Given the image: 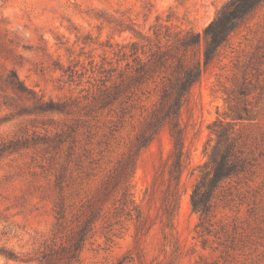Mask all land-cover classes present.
Returning a JSON list of instances; mask_svg holds the SVG:
<instances>
[{
	"label": "rangeland",
	"instance_id": "obj_1",
	"mask_svg": "<svg viewBox=\"0 0 264 264\" xmlns=\"http://www.w3.org/2000/svg\"><path fill=\"white\" fill-rule=\"evenodd\" d=\"M228 1L0 0V144L22 132L43 133L49 119L60 118L13 115L14 105L32 101L8 82L12 74L45 99L83 100L100 68L116 64L118 46L138 40L128 31L120 33L116 20L134 23L147 36L165 25L171 31L202 33ZM70 71L76 73L69 77ZM150 96L148 107L157 98L153 91ZM10 99H15L11 105ZM231 108L250 111L251 120L236 122ZM106 114L90 122L91 134L99 133L93 142L102 152V170L129 150L139 130L136 118L108 135ZM219 119L241 130L250 165L214 194L212 233L203 248L194 232L198 215L190 194L214 145L212 126ZM179 121L184 155L174 228L165 226L162 208L167 193L173 209L175 187L174 180L168 187L173 145L164 128L139 154L133 174V199L154 225L136 236L135 224L123 221L114 226L118 238L113 243L98 232L85 245L82 264H264V5L230 35L191 88ZM100 140L104 143L98 146ZM46 165L47 154L37 147L0 155V264H39L35 258L54 222Z\"/></svg>",
	"mask_w": 264,
	"mask_h": 264
},
{
	"label": "trees",
	"instance_id": "obj_2",
	"mask_svg": "<svg viewBox=\"0 0 264 264\" xmlns=\"http://www.w3.org/2000/svg\"><path fill=\"white\" fill-rule=\"evenodd\" d=\"M264 0H229L202 33L171 31L162 26L152 35H142L132 22L116 20L118 31L130 32L137 41L118 46L115 65L100 68L98 79L83 100L45 99L27 89L15 74L8 82L19 93L30 95L29 106H16L13 115L52 113L59 119H49L44 132L31 136L14 135L0 144V155L23 148H41L47 154V180L54 222L50 238L35 260L39 264H82L81 253L94 235L101 233L106 243L118 238L115 225L130 221L136 226V236L145 235L154 222L145 219L142 209L133 199V174L139 154L161 131L167 128L173 145L169 185L175 181L174 206L171 210L167 193L163 196L165 226L174 228L179 198V179L183 170L184 133L179 117L191 88L217 58L230 35ZM163 29V31H161ZM202 45V50L199 48ZM124 63L123 66L121 64ZM65 73L68 70H64ZM74 71L69 72L71 77ZM151 86L153 88L151 89ZM157 95L148 107L150 92ZM15 99L7 101L13 104ZM236 122L250 119V111H232ZM107 112L108 135L120 131L126 122L139 119V130L129 150L110 167L102 170L91 134V121ZM214 145L207 162L199 168V177L190 194V204L198 215L194 232L206 248L212 233L214 194L222 184L244 174L250 158L241 130L224 119L213 124ZM101 129V128H100ZM106 132L102 133V138ZM100 140L97 145H101ZM170 191L167 189V192ZM26 260L24 262H28Z\"/></svg>",
	"mask_w": 264,
	"mask_h": 264
}]
</instances>
